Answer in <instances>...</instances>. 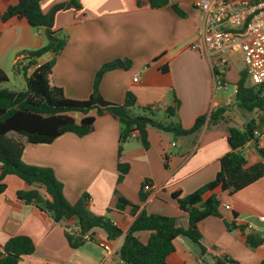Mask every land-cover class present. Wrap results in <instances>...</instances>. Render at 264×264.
<instances>
[{
  "label": "crops",
  "instance_id": "crops-1",
  "mask_svg": "<svg viewBox=\"0 0 264 264\" xmlns=\"http://www.w3.org/2000/svg\"><path fill=\"white\" fill-rule=\"evenodd\" d=\"M70 1L43 0L41 9L47 14L53 7ZM148 1L81 0V9L59 11L53 29L67 35L68 43L56 58L51 85L62 88L68 99L88 100L97 71L106 63L120 60L123 67L107 72L101 81L100 91L106 101L122 105L127 92H131L137 98L138 109L152 108L155 119L160 121L165 119V111L179 101L177 114L186 130L200 116H208L219 108L226 110L225 120L213 127L207 122L199 133L184 139L150 128L148 150L138 139H130L124 145L121 161L129 163L131 169L122 183L117 182L121 125L110 115L97 117L94 131L84 137L67 133L49 145H32L23 140L25 164L53 169L70 204L88 196L90 211L106 215L124 234L109 241L102 230H95L88 233L91 239L80 238L82 244L72 248L67 234L80 233L78 220L57 224L36 205L19 201L17 192L24 184L17 177L8 176L7 190L0 196V252L10 239L29 237L35 252L23 257L20 264H123L118 252L135 217L130 207L116 209V193L139 206L138 213L173 217L179 226L187 228L188 215L179 209L173 194L181 192L185 197L213 181L220 171V159L231 150L228 127L243 128L253 119L239 109L235 99L237 84L246 73L242 55L228 53L229 61L222 72L228 90L217 89L212 58L204 50L190 48L203 22V14L193 0H171V5L177 4L185 14L183 17L171 5L154 9ZM15 3L16 0H0V68L7 73L9 84L11 73L24 70L29 77L53 58L46 54L33 61L27 59L28 53L46 45L45 35L23 19L1 21L2 14ZM126 61L131 63L129 68H125ZM23 62L27 63L25 68L21 66ZM231 73L239 74V80L230 81ZM136 76L138 81L134 82ZM14 80L20 88L13 91L26 88V78L14 76ZM230 85L233 93L228 95ZM254 115L256 118L258 114ZM74 117L79 122L84 116ZM257 131L264 147V124ZM244 153L247 167L262 160L252 144ZM147 180L153 189L142 201ZM211 196L221 202V217H209L199 224L206 252L180 236L168 263L215 264L216 257L229 256L240 264H264V244L252 249L246 237L259 230L264 232V225L258 220L264 216V177L234 195L217 188L204 199ZM226 224L245 227V232L230 231ZM136 235L146 244L151 232Z\"/></svg>",
  "mask_w": 264,
  "mask_h": 264
},
{
  "label": "trees",
  "instance_id": "trees-1",
  "mask_svg": "<svg viewBox=\"0 0 264 264\" xmlns=\"http://www.w3.org/2000/svg\"><path fill=\"white\" fill-rule=\"evenodd\" d=\"M43 0H16L1 16L3 23L9 20L23 19L37 29L43 30L47 44L33 52L28 53L27 59L35 60L46 54H52L49 62L40 65L31 76L26 78L24 90L13 91L2 89L1 85L9 82V77L0 68V196L6 190V178L15 176L19 178L24 188L17 192L19 201L25 204H34L39 209L51 215L57 224L64 223L72 218L79 222L80 233L76 236L67 234L72 248L82 244L80 238L95 230H102L109 241L123 236L118 228L106 215H96L89 209L90 198L84 196L76 204H70L63 193V184L58 181L51 168L27 165L23 161L25 142L32 145H49L67 133L84 137L95 129L96 118L110 115L121 125V134L118 147V183H122L130 172L129 163L121 161L124 145L132 138L138 139L143 148L148 150V130L156 129L170 134L175 139H184L200 132L208 122L210 127L217 126L225 120L226 110L219 108L210 115L200 116L194 126L186 130L178 118L179 101L165 111V119H155L152 108L138 109L137 98L127 92L122 105L106 101L100 91V84L104 75L117 68L116 61L104 64L96 73L92 93L85 101L68 99L62 88L51 85L52 71L59 56L67 46L68 36L54 31L55 16L59 11L81 9V0H71L59 4L47 14L41 9ZM151 8L159 9L171 5V0H149ZM180 15L185 14L177 4L171 5ZM131 63L125 62V68ZM218 77L223 78L221 72ZM247 73H243L237 84L236 103L241 111L257 113L258 116L250 120L243 128L228 127L227 138L230 152L220 159V171L216 178L197 191L182 197L181 192L173 194V198L181 211L188 215V226H179L177 219L158 214L139 212V206L132 205L124 197L117 195L116 209L119 211L131 208L134 222L124 236V242L118 252L123 264H169L168 257L175 252V240L186 237L206 252L203 245V235L199 224L209 217H221V202L216 196L207 200L204 196L221 188L223 192L234 195L264 177V147L260 145L256 132L264 124V86L248 84ZM139 110L140 112L135 113ZM95 112V115L90 113ZM84 117L77 122L74 115ZM25 140V142L23 141ZM252 144L261 157V162L247 167V158L244 149ZM165 168H168V158L165 157ZM150 184V181H145ZM143 184V187L145 185ZM148 192L142 189L141 200L146 201ZM230 231L241 230L245 227L235 224H226ZM139 232H151L146 244L137 237ZM257 232V231H256ZM247 243L252 249L264 244V237L258 233L249 234ZM35 252L33 241L26 236H17L10 239L0 252V264H20L23 257H31ZM215 264H240L229 256L216 257Z\"/></svg>",
  "mask_w": 264,
  "mask_h": 264
},
{
  "label": "built area",
  "instance_id": "built-area-1",
  "mask_svg": "<svg viewBox=\"0 0 264 264\" xmlns=\"http://www.w3.org/2000/svg\"><path fill=\"white\" fill-rule=\"evenodd\" d=\"M193 3L202 12L203 22L190 48L193 51L204 50L212 58L216 88L228 90V85L217 72L225 70L229 52L242 55L252 86H264V0H193ZM21 66L25 68L27 63L23 62ZM137 81L138 76L134 77V82ZM256 136H261L259 131ZM152 189L145 183V192ZM226 209L230 207L226 206ZM258 220L264 225V216ZM85 237L91 239L92 236L87 234Z\"/></svg>",
  "mask_w": 264,
  "mask_h": 264
},
{
  "label": "rangeland",
  "instance_id": "rangeland-1",
  "mask_svg": "<svg viewBox=\"0 0 264 264\" xmlns=\"http://www.w3.org/2000/svg\"><path fill=\"white\" fill-rule=\"evenodd\" d=\"M45 42H46V44H47V39L45 38ZM14 76H19L20 77V79H22V80H25V78H24V74H23V72H19V73H17V72H15L14 74H10V78H11V84H9V82H7V83H4V84H2L1 85V88L2 89H4V88H9V89H16V88H20V87H16L17 86V83H16V81L14 80ZM236 78V79H235ZM229 80L231 81V80H239V74H237L236 76L233 74V73H231V75L229 76ZM234 82V81H233ZM248 84L250 85V82H248ZM233 93V86L232 85H230V88H229V92H228V95H231ZM135 113H138L137 111H135ZM253 118H255V116L256 115H254V113H249ZM249 114H247V115H249ZM257 114V113H256ZM77 115H79V114H77ZM258 116V115H257ZM240 126V125H239ZM259 230V229H258ZM258 234H260V235H263L264 234V232L262 231V230H259L258 231Z\"/></svg>",
  "mask_w": 264,
  "mask_h": 264
},
{
  "label": "water",
  "instance_id": "water-1",
  "mask_svg": "<svg viewBox=\"0 0 264 264\" xmlns=\"http://www.w3.org/2000/svg\"><path fill=\"white\" fill-rule=\"evenodd\" d=\"M116 64H117V66L120 67V68L123 67V63H122V61H120V60H118V61L116 62Z\"/></svg>",
  "mask_w": 264,
  "mask_h": 264
}]
</instances>
